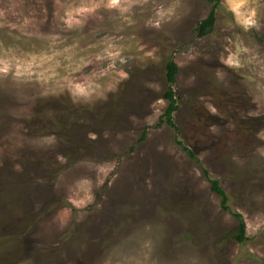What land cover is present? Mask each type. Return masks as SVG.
<instances>
[{
  "label": "rangeland",
  "instance_id": "obj_1",
  "mask_svg": "<svg viewBox=\"0 0 264 264\" xmlns=\"http://www.w3.org/2000/svg\"><path fill=\"white\" fill-rule=\"evenodd\" d=\"M212 9L0 0V264H264V0Z\"/></svg>",
  "mask_w": 264,
  "mask_h": 264
},
{
  "label": "trees",
  "instance_id": "obj_2",
  "mask_svg": "<svg viewBox=\"0 0 264 264\" xmlns=\"http://www.w3.org/2000/svg\"><path fill=\"white\" fill-rule=\"evenodd\" d=\"M209 3L213 5V9L209 15V17L202 21L198 27V33L199 37L204 38L210 35L216 24H217V11L216 8L220 6L221 0H206ZM165 73H166V81L168 83V91L164 96V99L169 102V106L166 110L165 115L162 117L161 121H166L167 125L170 126V128L174 130H179L174 122V116L179 111V105H178V97L177 93L175 91V86L178 83V77L180 74V68L178 64L175 62L173 58H169L165 65ZM162 123V122H161ZM146 137H143V140H145ZM178 146L181 148V150L193 161L200 164V160L195 155L194 151L190 148H188L182 141H177ZM205 178L207 181L211 184L212 191L221 197L222 199V205L225 211H230V208L228 206V203L230 201V198L225 191V189L221 186V183L214 179L208 171H205ZM235 217L238 220V228L237 232L234 236V239L239 243H246L249 238L247 237V224L243 217V215L239 213H235Z\"/></svg>",
  "mask_w": 264,
  "mask_h": 264
}]
</instances>
